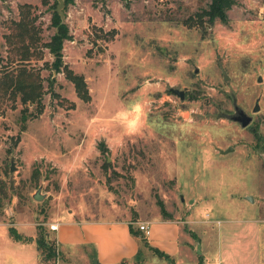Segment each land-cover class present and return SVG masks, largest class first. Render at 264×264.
Returning a JSON list of instances; mask_svg holds the SVG:
<instances>
[{"label": "rangeland", "instance_id": "374dc122", "mask_svg": "<svg viewBox=\"0 0 264 264\" xmlns=\"http://www.w3.org/2000/svg\"><path fill=\"white\" fill-rule=\"evenodd\" d=\"M208 1L63 0L70 38L62 59L82 74L89 98L77 96L60 71L48 84L42 63L51 55L44 47L42 58L27 62L41 75V111L22 120L19 99L0 97V180L7 192L0 264H203L202 255L217 264L218 252L232 260L230 251L248 241L263 248L264 0H234L225 22L201 27L205 17L196 13ZM56 2L0 0L2 63L3 35L20 5H31L38 35L47 40ZM168 86L183 89V99ZM231 94L251 115L243 127L215 116L232 111ZM37 187L42 197L33 199ZM64 218L100 220L89 233L93 241L60 247L50 225ZM154 219L177 220L176 253L173 225ZM114 220L133 228L149 220L159 241L132 236L127 223ZM39 232L54 251L45 261ZM101 254L107 261H99Z\"/></svg>", "mask_w": 264, "mask_h": 264}, {"label": "trees", "instance_id": "16d2710c", "mask_svg": "<svg viewBox=\"0 0 264 264\" xmlns=\"http://www.w3.org/2000/svg\"><path fill=\"white\" fill-rule=\"evenodd\" d=\"M126 2L127 0H123ZM234 0H209L206 7H202L196 14L200 18L205 17L204 20H199L198 24L201 27L211 25L214 20L225 22L227 20L226 10L231 6ZM18 18L12 20L11 30L4 33V42L7 47V55L2 63V54L0 52V63L2 66L0 73V97L6 95L7 98L15 100L17 97L22 104L20 108L21 119L25 117L34 116L41 111L42 103L41 96L43 92V85L39 70L27 65L31 59H40L43 56L42 48H46L51 55L50 61H43V66L49 68L48 84L53 82L51 72H62L64 77L68 79L72 85L77 96L87 100L89 98L88 89L85 80L81 73L75 72L62 59V43L63 40L69 39L67 24L60 18L55 10L50 14V25L54 28L47 40H42L37 26V15L31 11V5L23 3L18 10ZM189 22V21H188ZM195 21L189 22L193 23ZM17 63L15 67H9L11 63ZM28 103L31 104V109H28ZM18 137L16 136L15 139ZM100 147L104 148L103 142L100 141ZM99 146V145H98ZM6 188L0 180V207L2 205V197L6 196ZM128 229L132 236L145 237L144 233L137 227L133 228L131 223H128ZM9 231L14 239L18 238L16 231L9 227ZM39 237L35 239L36 246L40 250L42 261L48 260L54 256V251L48 247L46 240L43 239L41 232ZM144 244L151 248V250L164 257L169 258L167 254L160 251L158 248L151 246L144 241Z\"/></svg>", "mask_w": 264, "mask_h": 264}, {"label": "crops", "instance_id": "0c3cea01", "mask_svg": "<svg viewBox=\"0 0 264 264\" xmlns=\"http://www.w3.org/2000/svg\"><path fill=\"white\" fill-rule=\"evenodd\" d=\"M156 221H159L160 223H169L173 225L174 228V236L172 238H169V240L173 241L175 240V248L174 250L171 252L172 254L176 253L177 251V247H179L178 245V241H179V226H178V222L177 220L174 219H154ZM100 220H77L75 218H64V219H60L57 221V226L54 229V234H55V238L56 241L58 243V245L61 247L62 243H88V242H92L93 239L89 237V233L91 231V228L93 226H95V224H97ZM115 222H125V223H129L128 221L125 220H114ZM148 223V234L152 237V232H151V228L153 226V224L150 226V222L149 220L146 221ZM257 228V226H256ZM128 237V236H127ZM130 242L131 239L130 237H128ZM175 238V239H173ZM152 240L155 243H158L159 239L156 237H152ZM151 241V239H150ZM236 242V241H235ZM248 247H245L243 249L240 250L239 249H234L232 251H230L231 253H233V259L232 260H226V255L220 254L218 252V257L216 258V263L217 264H264V245L262 246L263 248H261L260 250V246L256 247V244L253 241H248ZM238 244V243H237ZM235 244V245H237ZM220 246V245H219ZM136 250V246L133 243L132 249L131 251ZM169 253V252H168ZM168 256H170L169 254H167ZM101 258H99L100 260L103 261H107L106 259H103L104 257L100 256ZM202 259L204 260L203 264H210L211 261L208 260V256L202 255Z\"/></svg>", "mask_w": 264, "mask_h": 264}, {"label": "water", "instance_id": "95a60500", "mask_svg": "<svg viewBox=\"0 0 264 264\" xmlns=\"http://www.w3.org/2000/svg\"><path fill=\"white\" fill-rule=\"evenodd\" d=\"M56 5H55V11L58 13V15L60 16V18H62V10H61V7H62V4H63V0H56ZM219 68H220V71L222 73V78L223 79H226L227 78V74L226 72L224 71L223 67L221 64H219ZM193 72H196L197 71V67L194 66L193 67ZM257 80L260 79L259 76L256 77ZM167 89L176 94L180 100L183 99V89H178L176 87H171V86H168ZM231 103H232V111L231 112H224V111H218L217 115H215L216 117H219V116H222V117H226L227 119L229 120H233V121H236L239 126L243 127L245 126L246 124L249 123V121L251 120V115L246 113L240 106H238L235 102V98L234 96L231 94ZM258 109V105L257 103L255 102L251 108V111H256ZM232 147L231 146H227L225 147L224 149H221V148H218L217 147V150L221 153H224V152H227L229 150H231ZM12 156L10 157V165H9V171H12L13 170V165H12ZM9 188H11V179L9 181ZM32 198L33 199H40L42 197V195L39 193V187H37L35 189V191L32 193ZM199 252V251H198Z\"/></svg>", "mask_w": 264, "mask_h": 264}, {"label": "built area", "instance_id": "2783aa9c", "mask_svg": "<svg viewBox=\"0 0 264 264\" xmlns=\"http://www.w3.org/2000/svg\"><path fill=\"white\" fill-rule=\"evenodd\" d=\"M136 224H137L136 226L139 230H141L145 235L148 234V223L146 221H138ZM50 226H51V228L55 229L57 226V222L51 223Z\"/></svg>", "mask_w": 264, "mask_h": 264}]
</instances>
